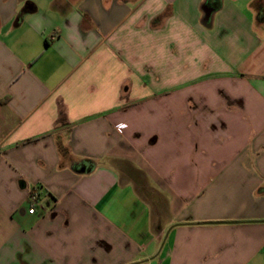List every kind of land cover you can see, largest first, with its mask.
I'll use <instances>...</instances> for the list:
<instances>
[{
	"label": "crops",
	"instance_id": "obj_1",
	"mask_svg": "<svg viewBox=\"0 0 264 264\" xmlns=\"http://www.w3.org/2000/svg\"><path fill=\"white\" fill-rule=\"evenodd\" d=\"M207 1L0 0V264H264V0Z\"/></svg>",
	"mask_w": 264,
	"mask_h": 264
},
{
	"label": "built area",
	"instance_id": "obj_2",
	"mask_svg": "<svg viewBox=\"0 0 264 264\" xmlns=\"http://www.w3.org/2000/svg\"><path fill=\"white\" fill-rule=\"evenodd\" d=\"M40 192L36 189H34L31 194H30V203H31V207L29 209L30 213H35L36 212V207L37 205H39L40 203Z\"/></svg>",
	"mask_w": 264,
	"mask_h": 264
},
{
	"label": "trees",
	"instance_id": "obj_3",
	"mask_svg": "<svg viewBox=\"0 0 264 264\" xmlns=\"http://www.w3.org/2000/svg\"><path fill=\"white\" fill-rule=\"evenodd\" d=\"M221 1L222 0H217V3L216 4H214V9H218V8H220L221 7ZM210 4V0H208L207 2H206V5H209ZM28 9H29V7H26L25 8V11H28Z\"/></svg>",
	"mask_w": 264,
	"mask_h": 264
},
{
	"label": "water",
	"instance_id": "obj_4",
	"mask_svg": "<svg viewBox=\"0 0 264 264\" xmlns=\"http://www.w3.org/2000/svg\"><path fill=\"white\" fill-rule=\"evenodd\" d=\"M205 11H206L207 13H210V12H212V9H211L210 7H205Z\"/></svg>",
	"mask_w": 264,
	"mask_h": 264
}]
</instances>
